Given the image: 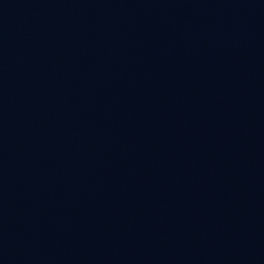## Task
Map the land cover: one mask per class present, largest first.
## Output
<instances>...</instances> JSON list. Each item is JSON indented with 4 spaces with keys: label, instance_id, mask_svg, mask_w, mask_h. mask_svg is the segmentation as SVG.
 <instances>
[{
    "label": "water",
    "instance_id": "1",
    "mask_svg": "<svg viewBox=\"0 0 264 264\" xmlns=\"http://www.w3.org/2000/svg\"><path fill=\"white\" fill-rule=\"evenodd\" d=\"M0 264H264V0H0Z\"/></svg>",
    "mask_w": 264,
    "mask_h": 264
}]
</instances>
